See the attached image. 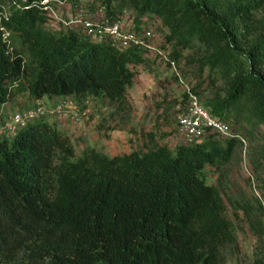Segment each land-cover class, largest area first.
Wrapping results in <instances>:
<instances>
[{"label":"trees","instance_id":"16d2710c","mask_svg":"<svg viewBox=\"0 0 264 264\" xmlns=\"http://www.w3.org/2000/svg\"><path fill=\"white\" fill-rule=\"evenodd\" d=\"M99 1L112 19L132 9L134 29L144 16L157 17L176 67V49L198 42L206 50L201 69L217 71L226 85L205 108L225 122L232 107L246 105L264 124V17L256 15L264 0ZM3 8L0 109L23 94L126 106L130 67L144 63L146 50L93 42L78 27L52 33L42 0H0ZM46 118L0 138V264H225L222 252L236 238L205 167L225 163L235 137L210 133L173 150L113 156L85 148L76 157Z\"/></svg>","mask_w":264,"mask_h":264},{"label":"rangeland","instance_id":"374dc122","mask_svg":"<svg viewBox=\"0 0 264 264\" xmlns=\"http://www.w3.org/2000/svg\"><path fill=\"white\" fill-rule=\"evenodd\" d=\"M79 5L87 14L95 15L100 1L94 0L93 5L90 0H49L47 13L52 19L45 28L55 34L67 27L77 28L63 20L72 18ZM256 15L263 18L264 8ZM134 16V11L126 8L119 17L124 26L133 27ZM140 26L154 33L150 42L154 49L145 51L144 63L130 67L134 78L127 88L126 106L117 110L105 100L86 98L80 103L79 121L45 119L69 137L76 157L85 148L113 156L155 146L173 150L183 143L178 118L185 110L186 98L175 72L161 57L164 54L168 58L174 45L166 42L168 29L157 17L144 16ZM176 50L181 56L176 70L203 105L206 100L225 95L226 85L219 73L207 66L201 69L206 53L202 45L194 41L189 47ZM37 104L34 98L23 94L4 106L3 112ZM224 120L231 133L237 135V142L225 163L205 167L206 182L220 190L236 238V245L227 246L222 252L225 264H250L256 258L264 259V124L246 105L232 107Z\"/></svg>","mask_w":264,"mask_h":264},{"label":"built area","instance_id":"2783aa9c","mask_svg":"<svg viewBox=\"0 0 264 264\" xmlns=\"http://www.w3.org/2000/svg\"><path fill=\"white\" fill-rule=\"evenodd\" d=\"M42 4L46 11L50 9L49 0H42ZM103 12L104 8L99 6L95 15L87 14L86 10L79 5L76 6L74 16L68 21L63 20V23L76 25L93 42L106 40L121 49L129 47L144 50L154 49L150 43L155 37L152 30L141 26H139V29L124 26L120 19H112L109 16H105ZM6 15V11L3 8L0 13V19ZM7 35L8 33L5 32L4 38ZM161 57L175 72L179 83L182 85L184 94H186L185 110L178 118L179 133L183 143L188 145L200 143L210 133H216L222 137L237 138L236 134L231 133L226 122L212 114L200 102L198 96L177 72L175 62L164 54H161ZM3 108L4 105L0 109V138L7 140L14 138L21 128L33 120L51 117L66 120L67 122H77L82 114L71 97H60L54 103L45 105L39 103L34 107L11 113L3 112Z\"/></svg>","mask_w":264,"mask_h":264},{"label":"crops","instance_id":"0c3cea01","mask_svg":"<svg viewBox=\"0 0 264 264\" xmlns=\"http://www.w3.org/2000/svg\"><path fill=\"white\" fill-rule=\"evenodd\" d=\"M60 99V97H44V98H42V99H35L36 100V102H38V103H42V102H46V103H53V102H56L57 100H59Z\"/></svg>","mask_w":264,"mask_h":264},{"label":"clouds","instance_id":"9594fccd","mask_svg":"<svg viewBox=\"0 0 264 264\" xmlns=\"http://www.w3.org/2000/svg\"><path fill=\"white\" fill-rule=\"evenodd\" d=\"M7 104H4V106H6ZM3 106V105H2Z\"/></svg>","mask_w":264,"mask_h":264}]
</instances>
